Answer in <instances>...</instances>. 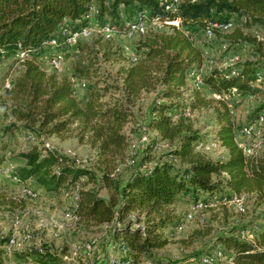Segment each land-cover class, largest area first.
Returning a JSON list of instances; mask_svg holds the SVG:
<instances>
[{"label": "trees", "instance_id": "16d2710c", "mask_svg": "<svg viewBox=\"0 0 264 264\" xmlns=\"http://www.w3.org/2000/svg\"><path fill=\"white\" fill-rule=\"evenodd\" d=\"M92 2L97 5L98 17L108 22L120 24L143 10L160 21L177 18L178 26H163L154 32L147 28L135 48L137 57L117 69L119 83L100 79L94 63L97 50L84 40L76 44L77 58L69 74L45 70L36 59L48 40L65 23L71 29L85 23L82 17ZM166 5L167 0H0V49L18 45L29 50L10 87L2 89L0 84V105L12 119L3 129L26 130L36 138L58 137L74 124L78 139L85 138L102 164L97 165L100 174L96 177L92 168L76 165L74 159L54 149H38L35 145L20 154L22 163L13 167L8 177L14 176L17 183L31 182L52 194L69 192L78 185L71 214L85 226L109 224L118 250L131 262L151 256L152 250L168 243L164 229L180 222L170 208L175 203L189 205L228 191L236 197L250 194L256 203L264 201V149L256 156L242 153L235 138L244 124L231 118L226 98H222L259 91L254 81L256 70L264 66V36L246 34L243 29L254 28L264 35V0H178L174 8ZM231 17L234 26L229 31L209 25L231 21ZM209 27L213 37L218 36L226 45L224 52L236 48L249 52L248 58L236 66L211 67L204 73L202 86L220 96L214 101L216 106L189 86L187 76L189 70L201 66L199 39H206L204 31ZM97 37L95 45L101 46L104 39ZM120 54L116 49L102 52L107 59ZM73 79L84 85L82 95L75 96ZM150 92L153 97L147 103L143 125L155 136L148 148L157 141L170 143L166 152L169 159L136 169L123 181L112 179L110 163L124 153L127 144L123 127L132 121L136 102ZM201 107L214 112V125L204 134H199L184 116L185 111ZM263 109L264 104L254 109L248 122ZM207 143L223 147V157L203 154L197 146ZM150 160L148 154L140 158L141 162ZM96 181L108 190L107 196L98 195L93 186L86 187ZM8 202L0 194V205ZM261 217L254 229L237 226L218 233L215 249L223 259L211 264H264V215ZM207 233L193 231L194 236ZM6 239L0 237V246ZM16 256L24 264H65L59 253L45 245L30 247Z\"/></svg>", "mask_w": 264, "mask_h": 264}, {"label": "rangeland", "instance_id": "374dc122", "mask_svg": "<svg viewBox=\"0 0 264 264\" xmlns=\"http://www.w3.org/2000/svg\"><path fill=\"white\" fill-rule=\"evenodd\" d=\"M92 19L89 20L91 25H98L105 22L104 18L98 17V12L92 10ZM232 28L234 18H230ZM67 27V23L64 24ZM230 28L227 30L229 31ZM159 28L154 26L148 27V32L157 31ZM243 32L250 35H257L262 38L263 33L254 28H244ZM144 35L135 34L131 38L124 37L117 33L108 41L100 40L101 46L95 45L98 38L95 33L86 38L83 43L90 48L97 50L95 65L98 67L99 77L101 80L110 82L117 79V69L129 63L131 58L137 57L135 48ZM199 43L203 50V61L201 63L203 74L211 67L236 66L248 58L249 52L236 48L224 52L226 45L221 43V38L214 36L210 40L202 37ZM78 46V44H77ZM77 46H67L59 51L63 55V70L59 75L69 74L74 60L77 58ZM120 50V56L105 58L102 52L106 50ZM57 50L45 46L37 57V62L47 71L49 56ZM231 54L236 55L231 58ZM20 62L15 59L14 49L5 50L0 57V84L3 80H12L20 71ZM259 74L255 77L254 86L258 92L254 95L232 94L225 101L230 109L231 118L238 124H246L250 120L249 115L258 106L264 104V66L256 70ZM189 82V86H191ZM75 96L82 95L84 85L77 79L72 80ZM198 91L204 98L212 99V105L216 106L215 100L219 99L216 95L210 93L205 87H199ZM3 91L0 89V103L3 101ZM189 92V91H188ZM186 92V94L188 93ZM153 97V93H144L133 107L134 116L132 121L125 124L123 131L126 135L127 144L124 153L115 156L110 163V177L117 181H123L127 175L136 169H147L152 162L162 159H169L166 152L170 148V143L166 141H157L152 148H148L150 139L155 136L154 131L145 129L143 122L147 116V103ZM6 104H9L7 101ZM0 105V194L8 202L0 205V237H6V241L0 246V264H24L17 258V253L25 251L30 247H41L43 245L51 247L60 254L65 264H145L151 261L153 264H197L199 258L203 255H209L218 250L215 249L214 242L216 235L220 232L229 230L233 227L246 226L247 230L254 229V226L260 222L261 216L264 215V201L256 203L252 195H241L239 201L243 211L237 210L235 203L232 201L233 194L226 192L225 201H220L212 207H202L197 209L191 219L185 218L188 204L178 202L170 208L172 212L180 217V229L176 227L165 228L164 235L168 243L160 249L152 250L151 256L141 257L136 262L126 260L124 255L118 250V241L111 235L109 224L97 226H85L77 222L71 214L75 204L77 188L69 192H60L52 194L45 192L42 188L37 187L31 182L17 183L8 177L10 170L22 163L20 154L36 145L38 149L42 148V143L58 153L65 154L74 159L76 165L92 168L99 176L96 169L99 163V157L96 150L90 147L85 138L78 139L77 131L73 125L70 130L61 136H42L35 138V141L29 142L22 137L26 130H14L13 132L5 131L4 126L12 119L6 116L4 108ZM263 120L258 126V132L264 134V109ZM191 122L193 128L199 130V134L208 132L214 125V112L209 108H197L191 112H184ZM146 141L142 140V137ZM200 151L207 157L216 158L224 155L225 149L213 143H207ZM148 154L150 161L141 162L142 155ZM132 159L133 163L128 160ZM141 162V163H140ZM95 182V181H94ZM93 182V183H94ZM87 183L86 187L93 186L97 194L107 196L108 190L99 187L100 183L96 181ZM30 193V194H29ZM68 210V211H67ZM68 212V215L65 214ZM131 219H135L134 212L130 213ZM141 225L140 221L137 223ZM133 223V225H137ZM208 231L206 235L194 236L193 231ZM14 237L18 242L16 245L6 248L8 238ZM156 260V261H155ZM155 261V262H154Z\"/></svg>", "mask_w": 264, "mask_h": 264}, {"label": "built area", "instance_id": "2783aa9c", "mask_svg": "<svg viewBox=\"0 0 264 264\" xmlns=\"http://www.w3.org/2000/svg\"><path fill=\"white\" fill-rule=\"evenodd\" d=\"M178 0H167L166 8H174L175 4ZM91 11L92 6L89 7L88 11L83 15L82 19L85 20V23L78 25L76 28L71 29L68 27H60L58 30V33L56 36L51 37L48 42L46 43V46H49L57 51L53 52L49 58H48V66L50 70H52L55 73H61L63 70V55L59 51L61 48L67 47V46H76V44L79 41H83L89 36H91L92 33H95L97 36L103 38V39H110L113 36H115L117 33H121L126 38H131L135 34L142 35L146 31V29L149 26H154L157 28H161L163 26H178V19L174 18L172 20H164L160 21L156 17H148L147 13L143 10H138L135 12L133 17L130 19L122 21L120 24L112 23V22H103L98 25H91L89 23V20L91 19ZM210 27H217L220 30H227L229 27H231V21H224L222 23H215L210 22ZM207 28L204 31V36L206 39H211L213 37V32L211 28ZM242 48H245V45H243ZM5 50L0 49V57L4 54ZM29 54V50L22 49L18 45L15 46L14 49V55L15 59L19 62H22V60L27 57ZM231 58L236 59L235 54H231ZM134 57L131 58L130 61H133ZM259 73L255 72V75L257 76ZM203 72H202V66L199 68H194L189 70L187 76L188 81L191 82V87L194 89H198L199 87H202V79H203ZM10 87V80L5 79L1 83L2 89H8ZM231 92H235L234 89L231 90ZM216 97L220 98V96L216 95ZM225 97V96H223ZM263 120V115L259 114L253 121H250L246 124H244L236 135V143L238 147L241 149L242 153L247 156H256L262 149H264V134H260L258 132V126ZM24 140L33 142L35 141V135L30 132H25L23 137ZM143 141H146V138L142 137ZM147 142V141H146ZM42 146L44 148L52 149L48 146L46 143H42ZM204 145L197 146L198 148H202ZM128 162L131 164L133 163V160L130 159ZM82 166V165H81ZM14 181H16V178L14 176H10ZM74 188H78V185H75ZM30 194V193H29ZM232 201L235 203V206L237 210L243 211L241 203L239 201V198L236 196H232ZM227 199V196L220 194V195H212L211 197L202 200L198 199L196 202L189 204L188 209L185 213V218L191 219L192 214L199 208L202 207H212L215 206L220 201H225ZM68 211V210H67ZM66 215H68V212H65ZM180 225H178L176 228L180 229ZM244 233H241V236H244ZM247 238H250V235L246 234ZM6 248L16 245L18 242L14 237L8 238L6 242ZM223 257L221 255L220 250H216L212 252L209 255H203L199 258L197 261V264H211L213 260H222ZM228 261V260H227ZM145 264H153L151 261H146ZM155 264H160L155 263Z\"/></svg>", "mask_w": 264, "mask_h": 264}, {"label": "crops", "instance_id": "0c3cea01", "mask_svg": "<svg viewBox=\"0 0 264 264\" xmlns=\"http://www.w3.org/2000/svg\"><path fill=\"white\" fill-rule=\"evenodd\" d=\"M91 6H92V10L97 11V5H96L95 2H92V3H91ZM91 19H92V14H91ZM91 19H90V20H91ZM39 55H40V54H39ZM39 55H38V56H39ZM38 56H37V57H38ZM221 157H223V155H222Z\"/></svg>", "mask_w": 264, "mask_h": 264}]
</instances>
